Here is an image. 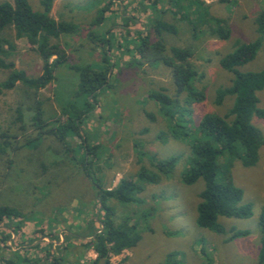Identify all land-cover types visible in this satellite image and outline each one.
Segmentation results:
<instances>
[{
    "label": "rangeland",
    "instance_id": "obj_1",
    "mask_svg": "<svg viewBox=\"0 0 264 264\" xmlns=\"http://www.w3.org/2000/svg\"><path fill=\"white\" fill-rule=\"evenodd\" d=\"M28 1L33 10L42 11V0ZM228 1L55 0L51 16L77 26L76 32L52 39L66 53V62L56 68L54 80L45 89L34 91L18 84L0 95V146L6 149L0 153V206L18 208L24 215L19 232L0 230V264H50L54 257L60 264H94L97 254L86 243L92 239L89 227L100 228L95 188L81 159L68 152L79 149L83 138L95 147L94 156L87 158L89 170L106 189H114L124 178L137 181L142 167L150 175H160L156 167L160 161L178 159L170 173L157 176V182H139V203H111L117 220L136 225L141 235L135 248L112 256V264H258L263 237L264 146L255 166L221 161L219 179L230 172L244 192L242 204H251L253 210L248 219L220 217L224 234L197 224L204 180L186 185L182 179L190 168L191 141L200 121L209 114L224 116L234 104V97H227L220 106L215 103L218 89L230 86L233 79L221 67V59L259 37L255 19L264 10V0ZM107 6L104 21L95 24ZM157 20L175 28V33H162L165 44L192 50L191 61L204 74L195 84L204 98L191 106L185 94L176 93L171 69L153 63L151 53L141 59L135 44L128 43L139 32L152 43L159 42L154 30ZM219 25L231 32L228 40L213 36L212 30ZM3 34L15 46L8 61L30 77L40 76L43 61L36 46L17 38L13 28ZM108 37L111 48L103 40ZM105 52L115 62L111 85L82 125V138L68 135L63 144L50 130L67 120L63 108L73 99L79 82L76 67L101 63ZM263 69V49L253 62L239 68L243 72ZM9 73L0 70V81ZM153 90L164 91L182 108L191 109L190 121L181 126L192 131L193 138L190 133H178V139L170 136L171 123L165 115L170 107L151 100L148 96ZM258 96L259 107L264 109V90ZM37 112L46 122L42 131L32 122ZM252 123L264 137V118L254 117ZM161 132L165 134L162 141ZM233 230L249 234L234 238Z\"/></svg>",
    "mask_w": 264,
    "mask_h": 264
},
{
    "label": "trees",
    "instance_id": "obj_2",
    "mask_svg": "<svg viewBox=\"0 0 264 264\" xmlns=\"http://www.w3.org/2000/svg\"><path fill=\"white\" fill-rule=\"evenodd\" d=\"M229 2L228 0H220ZM55 0H42V11L33 10L28 0L0 1V70H9L10 73L4 81H0V95L6 91L15 89L22 84L28 89L39 91L45 89L55 78L56 68L66 62V53L59 44L52 43V39H59L62 35L76 32L77 26L57 21L51 16ZM110 6L102 9L95 24L100 25L105 19V13ZM259 37L249 43L240 44L232 52L220 61L221 67L233 75L231 85L220 88L217 91L215 103L222 105L227 97H234L232 108L224 116L209 114L203 117L191 141L190 168L182 179L186 185H193L200 179L205 182V189L200 194V202L197 207V224L203 229H208L217 234H224L225 229L219 223L220 217L245 218L253 215L251 204H242L244 192L231 177L230 172H225L219 179L221 161H239L245 167L255 166L259 162L260 150L264 146V137L253 125L254 117L264 118V109L259 107L258 94L264 90V69L260 72H243L239 68L253 62L261 49L264 51V10L255 19ZM13 28L17 38H26L31 45L36 46L37 52L43 61L42 74L30 77L25 71L18 70L14 62L8 61L15 46L3 33ZM154 30L160 38L159 42L152 43L149 37H144L141 32L136 40H130L135 44L136 51L141 59L147 58L151 53L153 63H160L172 71L173 84L177 94H185L189 106L201 101L204 96L197 90L196 82L204 78L195 64L191 61L192 50L181 47H168L161 39L163 32L175 33V28L162 20L155 21ZM213 36L221 40H228L231 32L219 25L212 30ZM104 41L112 47L110 37ZM131 44V43H130ZM121 46V45H120ZM55 57L53 61L51 59ZM115 62L109 53L102 54L101 63L77 66L79 82L73 92V99L63 108L67 120L50 130L61 143L67 142V136H80V129L87 116L92 112L101 93L111 85V73ZM161 106H168L165 111L167 119L171 123L170 136L179 137V134L193 138L192 131L182 127L186 121H190L193 112L190 108H182L164 91H151L148 96ZM35 128L43 130L46 122H43L41 112H37L32 118ZM179 133V134H178ZM164 133L159 134L162 141ZM37 145V142L34 141ZM31 145V141H28ZM95 147H90L87 139L83 138L79 149L72 148L73 157L81 159L84 164V173L93 181L95 188V200L98 206L96 214L100 228L94 225L89 227L91 241L86 243L87 248H93L97 254L94 264H112L111 257L118 256L125 250L135 248L141 240L136 225H130L128 221L117 220V210L111 204L118 202L123 205L139 203L138 195L142 188L139 182H157V176L170 173L178 159L172 157L166 161H160L156 165L160 175L148 174L144 167L141 168L138 180L121 179L114 189H106L93 178L88 161V156H94ZM6 149L0 146V153ZM77 151L79 154H76ZM227 164V162H226ZM231 168V166H230ZM95 180V181H94ZM97 183V184H95ZM23 213L18 208L0 206V230L19 232L24 225ZM262 241L258 264H264V209L261 215ZM233 237L247 236V231H234ZM9 237V236H8ZM50 264H60L59 258H53Z\"/></svg>",
    "mask_w": 264,
    "mask_h": 264
}]
</instances>
